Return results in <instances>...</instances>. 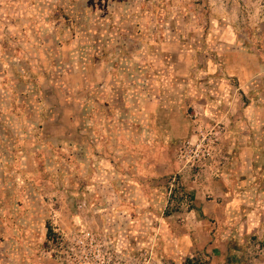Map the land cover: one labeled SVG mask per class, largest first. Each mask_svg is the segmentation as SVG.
<instances>
[{
	"label": "rangeland",
	"instance_id": "374dc122",
	"mask_svg": "<svg viewBox=\"0 0 264 264\" xmlns=\"http://www.w3.org/2000/svg\"><path fill=\"white\" fill-rule=\"evenodd\" d=\"M3 250L264 264V0H0Z\"/></svg>",
	"mask_w": 264,
	"mask_h": 264
},
{
	"label": "crops",
	"instance_id": "0c3cea01",
	"mask_svg": "<svg viewBox=\"0 0 264 264\" xmlns=\"http://www.w3.org/2000/svg\"><path fill=\"white\" fill-rule=\"evenodd\" d=\"M257 233L260 234L261 236V230H257ZM5 247V246H3ZM224 254H222L221 257H223ZM23 260L22 258L14 255V256H11V258H7L6 257V254H5V250L3 251H0V264H23ZM26 264V263H24Z\"/></svg>",
	"mask_w": 264,
	"mask_h": 264
},
{
	"label": "trees",
	"instance_id": "16d2710c",
	"mask_svg": "<svg viewBox=\"0 0 264 264\" xmlns=\"http://www.w3.org/2000/svg\"><path fill=\"white\" fill-rule=\"evenodd\" d=\"M177 189V192H178V188H176ZM170 191H171V195H173V193H175V189H170ZM50 233H51V231H50V229L48 230V235L50 236ZM182 264H200V263H197L196 261H193V260H191V259H186V261H184Z\"/></svg>",
	"mask_w": 264,
	"mask_h": 264
}]
</instances>
